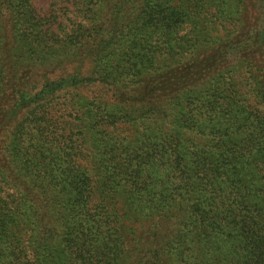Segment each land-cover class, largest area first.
Masks as SVG:
<instances>
[{"label": "trees", "instance_id": "16d2710c", "mask_svg": "<svg viewBox=\"0 0 264 264\" xmlns=\"http://www.w3.org/2000/svg\"><path fill=\"white\" fill-rule=\"evenodd\" d=\"M262 0H0V264H264Z\"/></svg>", "mask_w": 264, "mask_h": 264}, {"label": "rangeland", "instance_id": "374dc122", "mask_svg": "<svg viewBox=\"0 0 264 264\" xmlns=\"http://www.w3.org/2000/svg\"><path fill=\"white\" fill-rule=\"evenodd\" d=\"M259 11H260L261 15H260V18L258 20L257 30L261 34H264V0H262L261 3L259 4Z\"/></svg>", "mask_w": 264, "mask_h": 264}]
</instances>
